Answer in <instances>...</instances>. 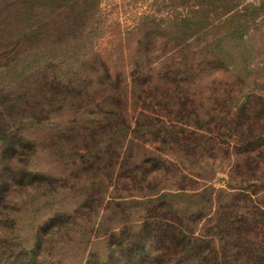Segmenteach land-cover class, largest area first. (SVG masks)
I'll return each mask as SVG.
<instances>
[{
    "label": "rangeland",
    "instance_id": "rangeland-1",
    "mask_svg": "<svg viewBox=\"0 0 264 264\" xmlns=\"http://www.w3.org/2000/svg\"><path fill=\"white\" fill-rule=\"evenodd\" d=\"M83 1L65 39L0 15V242L39 264H264V0ZM84 59V90L55 83Z\"/></svg>",
    "mask_w": 264,
    "mask_h": 264
},
{
    "label": "trees",
    "instance_id": "trees-1",
    "mask_svg": "<svg viewBox=\"0 0 264 264\" xmlns=\"http://www.w3.org/2000/svg\"><path fill=\"white\" fill-rule=\"evenodd\" d=\"M4 3V9L0 11V15H7L9 12L20 13L24 16L29 14V26H46L45 33L47 38H55L57 40L63 38H69L71 34H74L76 29H79L80 22L85 20L87 17L90 18L89 14L86 12L84 8L81 7V3L84 2L83 0H0ZM200 18L194 24H200ZM40 28H31L32 35L35 37L37 35L40 36L41 31ZM86 61L83 60L82 63L76 67L75 73H79L81 78L71 79L69 77L64 78L60 77L58 79L60 82L58 85H64L66 88L70 90L77 89V90H84L87 87L86 81L89 79V74L92 73L94 69V61H91L89 65L86 64ZM89 70V71H88ZM91 70V71H90ZM87 77V78H86ZM62 83V84H59ZM108 83L104 79H97L96 77V84L95 88L106 89ZM114 91V89L110 90ZM108 92H104V98L110 97ZM66 98V96L64 97ZM146 160H143L142 163H145ZM160 162H162L160 160ZM257 211H259L257 209ZM260 212V211H259ZM47 224H45V227ZM160 227V228H159ZM154 228V238L157 240V234L163 231V226L159 225L153 227ZM177 231V235L180 238V244L184 243L187 238L185 237V233L183 230L178 226L175 227ZM43 230H46L43 229ZM45 232V231H44ZM159 239V238H158ZM14 241V238L11 234L4 236L0 242V264H39L37 260V254L34 252L30 253L29 256L24 255V257L20 258L12 251V245L9 244ZM188 242V241H187ZM40 242L38 240L34 241V245L39 247ZM143 249H146V245H144ZM35 247H32L34 249ZM23 254V253H22ZM146 258H144L140 262H134V258L131 261V264H143ZM41 263V262H40ZM44 264V263H43ZM47 264H61L59 262H47Z\"/></svg>",
    "mask_w": 264,
    "mask_h": 264
}]
</instances>
